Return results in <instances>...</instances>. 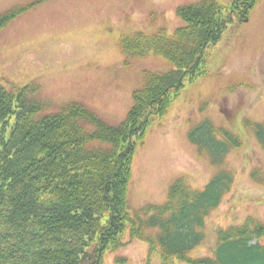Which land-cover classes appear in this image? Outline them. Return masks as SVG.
Instances as JSON below:
<instances>
[{
  "label": "trees",
  "instance_id": "1",
  "mask_svg": "<svg viewBox=\"0 0 264 264\" xmlns=\"http://www.w3.org/2000/svg\"><path fill=\"white\" fill-rule=\"evenodd\" d=\"M40 1L0 12V29ZM253 5L254 0L182 4L176 14L183 24L171 34L139 32L122 40L125 65L154 53L173 67L144 72L130 108L116 125L76 100L51 110L35 81L8 87L0 83V264H102L106 251L133 239L146 241L151 251L159 246L162 264L172 259L264 264V222L254 217L219 228L213 256H188L204 240L206 218L233 183L225 159L242 145V137L232 127L204 119L188 132L197 152L220 167L203 188L177 177L163 203L145 204L134 217L127 197L132 156L149 124L165 114L184 79L201 71L206 49L229 23L247 17ZM243 127L264 148V120L243 119ZM251 176L262 182L256 179L257 171Z\"/></svg>",
  "mask_w": 264,
  "mask_h": 264
},
{
  "label": "rangeland",
  "instance_id": "2",
  "mask_svg": "<svg viewBox=\"0 0 264 264\" xmlns=\"http://www.w3.org/2000/svg\"><path fill=\"white\" fill-rule=\"evenodd\" d=\"M34 0H0V12ZM199 0H42L0 29V83L41 85L40 96L58 110L76 100L108 124L121 122L132 92L145 71L173 67L149 53L124 64L121 42L136 33L171 34L183 24L176 9ZM226 5L230 0H214ZM209 119L240 132L242 145L226 156L233 183L205 220L204 240L188 256H213L217 230L247 217L264 222V148L243 119L264 120V0H254L247 17L229 23L205 51L201 71L184 79L165 114L149 124L132 156L127 197L129 213L163 203L168 187L183 177L201 189L220 167L210 164L188 139V132ZM252 171H257L254 180ZM156 232L157 229H148ZM128 241V229L124 233ZM264 242V238L261 239ZM162 264L160 248L133 239L103 254L102 264ZM170 264H189L172 259Z\"/></svg>",
  "mask_w": 264,
  "mask_h": 264
}]
</instances>
